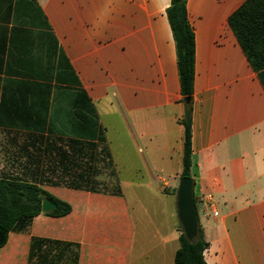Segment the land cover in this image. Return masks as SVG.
Listing matches in <instances>:
<instances>
[{"label":"crops","instance_id":"1","mask_svg":"<svg viewBox=\"0 0 264 264\" xmlns=\"http://www.w3.org/2000/svg\"><path fill=\"white\" fill-rule=\"evenodd\" d=\"M245 1L185 7L206 264H264V69L253 71L227 23ZM169 4L0 0V176L21 174L30 136L33 179L71 207L9 233L0 264H173L183 103Z\"/></svg>","mask_w":264,"mask_h":264},{"label":"trees","instance_id":"2","mask_svg":"<svg viewBox=\"0 0 264 264\" xmlns=\"http://www.w3.org/2000/svg\"><path fill=\"white\" fill-rule=\"evenodd\" d=\"M187 0H170L166 9V17L175 45L176 66L179 79L183 115L179 124L183 128L182 158L180 177L191 178V96L194 77V37L186 15ZM237 43L245 55L250 67L255 72L264 69V0H247L227 19ZM2 105H0V126ZM25 127V125H21ZM28 148H33V140L29 136L18 149L25 159L20 175L2 174L0 176V248L6 242L9 233L25 231L31 220L40 215L41 202L47 200L55 205V209L45 215L63 217L71 211V207L46 193L33 179L31 169L34 156ZM47 158L48 146L45 148ZM59 153V150H57ZM58 158L62 157L57 154ZM61 155V156H60ZM60 156V157H59ZM73 164V163H72ZM46 172H49L47 169ZM41 183L58 185V181L45 179ZM71 189H79L73 183L66 184ZM38 240H34L31 250ZM44 243L54 244L49 241ZM179 247L174 255L173 264H206L203 253L207 248L202 230L198 226L197 236L188 242L183 233L179 235Z\"/></svg>","mask_w":264,"mask_h":264},{"label":"water","instance_id":"3","mask_svg":"<svg viewBox=\"0 0 264 264\" xmlns=\"http://www.w3.org/2000/svg\"><path fill=\"white\" fill-rule=\"evenodd\" d=\"M55 209V205L47 200H42L41 211L50 213ZM176 214L182 233L188 242L197 236V213L192 199V179L179 177L176 193Z\"/></svg>","mask_w":264,"mask_h":264},{"label":"rangeland","instance_id":"4","mask_svg":"<svg viewBox=\"0 0 264 264\" xmlns=\"http://www.w3.org/2000/svg\"><path fill=\"white\" fill-rule=\"evenodd\" d=\"M180 232H182V230H180Z\"/></svg>","mask_w":264,"mask_h":264}]
</instances>
